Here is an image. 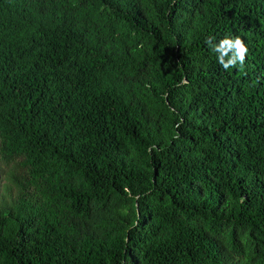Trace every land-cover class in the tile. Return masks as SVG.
<instances>
[{
	"label": "trees",
	"instance_id": "obj_1",
	"mask_svg": "<svg viewBox=\"0 0 264 264\" xmlns=\"http://www.w3.org/2000/svg\"><path fill=\"white\" fill-rule=\"evenodd\" d=\"M0 163V264H264V0H0Z\"/></svg>",
	"mask_w": 264,
	"mask_h": 264
},
{
	"label": "clouds",
	"instance_id": "obj_2",
	"mask_svg": "<svg viewBox=\"0 0 264 264\" xmlns=\"http://www.w3.org/2000/svg\"><path fill=\"white\" fill-rule=\"evenodd\" d=\"M207 42L211 44V40ZM214 48L215 51L219 53V63L225 70L230 67H236L237 62H239L240 66L244 65L248 48L240 37H236L235 39L225 38L221 40L218 45H215ZM229 52H231L232 55L226 61L225 56H227Z\"/></svg>",
	"mask_w": 264,
	"mask_h": 264
},
{
	"label": "rangeland",
	"instance_id": "obj_3",
	"mask_svg": "<svg viewBox=\"0 0 264 264\" xmlns=\"http://www.w3.org/2000/svg\"><path fill=\"white\" fill-rule=\"evenodd\" d=\"M17 168L12 165L4 166L0 163V194L7 195L9 192L11 195V183L8 180L10 175L17 173Z\"/></svg>",
	"mask_w": 264,
	"mask_h": 264
}]
</instances>
